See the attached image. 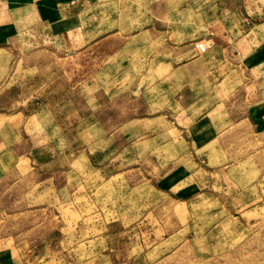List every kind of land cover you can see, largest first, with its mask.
I'll return each mask as SVG.
<instances>
[{
	"label": "rangeland",
	"instance_id": "rangeland-1",
	"mask_svg": "<svg viewBox=\"0 0 264 264\" xmlns=\"http://www.w3.org/2000/svg\"><path fill=\"white\" fill-rule=\"evenodd\" d=\"M37 1L0 0V264H264V0Z\"/></svg>",
	"mask_w": 264,
	"mask_h": 264
},
{
	"label": "crops",
	"instance_id": "crops-1",
	"mask_svg": "<svg viewBox=\"0 0 264 264\" xmlns=\"http://www.w3.org/2000/svg\"><path fill=\"white\" fill-rule=\"evenodd\" d=\"M35 1L36 0H31L30 3L24 4L23 6H19V7H13L12 9H10L11 11L13 10L11 13L12 14L11 17L13 20L11 19L10 25H12L15 29L19 28L18 29V31L20 30L19 32L23 31L21 27L22 24H24L25 29L30 30L29 28H31L32 30L33 28L37 27L36 25H39L38 24L39 20H42L45 18L48 22V20L50 19V6H43V9H45V12L41 14L38 1L37 2ZM78 2L79 0H72L71 3L63 4L64 5L63 7L66 8L68 6H74ZM55 6H58V5H55ZM47 25L50 26V22H48Z\"/></svg>",
	"mask_w": 264,
	"mask_h": 264
},
{
	"label": "built area",
	"instance_id": "built-area-1",
	"mask_svg": "<svg viewBox=\"0 0 264 264\" xmlns=\"http://www.w3.org/2000/svg\"><path fill=\"white\" fill-rule=\"evenodd\" d=\"M198 47H199V48H201V50H203V51H205V50H206V47H205V46H203V45H201V44H199V45H198Z\"/></svg>",
	"mask_w": 264,
	"mask_h": 264
}]
</instances>
